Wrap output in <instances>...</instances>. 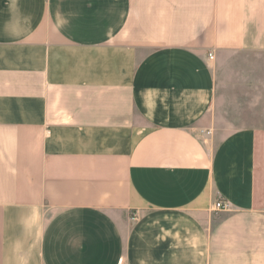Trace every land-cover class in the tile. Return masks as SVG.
I'll return each mask as SVG.
<instances>
[{
	"label": "crops",
	"instance_id": "0c3cea01",
	"mask_svg": "<svg viewBox=\"0 0 264 264\" xmlns=\"http://www.w3.org/2000/svg\"><path fill=\"white\" fill-rule=\"evenodd\" d=\"M236 52L264 0H0V264H264V122L213 126Z\"/></svg>",
	"mask_w": 264,
	"mask_h": 264
},
{
	"label": "rangeland",
	"instance_id": "374dc122",
	"mask_svg": "<svg viewBox=\"0 0 264 264\" xmlns=\"http://www.w3.org/2000/svg\"><path fill=\"white\" fill-rule=\"evenodd\" d=\"M212 113L219 137L237 127L264 122V116L258 117L264 115V54L236 52L218 59Z\"/></svg>",
	"mask_w": 264,
	"mask_h": 264
},
{
	"label": "built area",
	"instance_id": "2783aa9c",
	"mask_svg": "<svg viewBox=\"0 0 264 264\" xmlns=\"http://www.w3.org/2000/svg\"><path fill=\"white\" fill-rule=\"evenodd\" d=\"M209 57L210 59H214L215 58V54L213 52L209 53ZM229 205L226 201L224 200H217L214 204V209L215 210H225L228 209Z\"/></svg>",
	"mask_w": 264,
	"mask_h": 264
}]
</instances>
